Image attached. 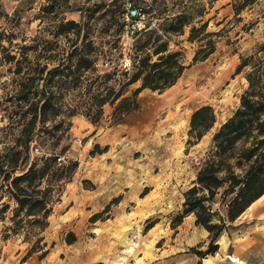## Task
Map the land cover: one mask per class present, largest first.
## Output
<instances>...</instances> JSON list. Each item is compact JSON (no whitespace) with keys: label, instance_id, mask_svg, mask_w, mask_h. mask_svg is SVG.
<instances>
[{"label":"rangeland","instance_id":"1","mask_svg":"<svg viewBox=\"0 0 264 264\" xmlns=\"http://www.w3.org/2000/svg\"><path fill=\"white\" fill-rule=\"evenodd\" d=\"M138 1L140 10L153 6L152 25L143 30L151 18L141 11L131 20L128 0H0V152L19 133V112L28 105L17 99L18 91L20 83L31 78L30 94L53 93L54 110L38 122L29 161L61 155L64 164L77 162L72 179L62 187L55 176L49 177L47 183L58 193L47 218L15 216L17 205L7 187L0 188V260L27 264L35 256L41 264L212 263L202 260L211 254L198 253L207 250L210 235H203L196 215L185 216L181 223L175 218L186 209V192L199 186L197 176L212 154L215 133L234 115L249 88L246 76L251 66L237 73L239 65L246 58L263 56L264 0L248 4L239 14L236 6L244 0ZM181 13L191 17L183 34L161 30L158 23L164 17ZM68 20L85 23L102 51L82 79H75L78 72L73 76L68 67L69 51L82 43V36L74 32L60 33ZM206 21L207 31L216 33L215 50L194 62L207 39L190 40L191 28ZM150 34L161 35L170 51L181 52L186 66L182 75L162 92L144 89L134 95L140 81L125 86L121 98L104 105L101 119L91 122L87 111L96 108L90 94L97 76L110 74L97 81H102V88H121L134 71L135 45ZM205 105L213 108L216 121L200 140L189 142L191 117ZM72 107L78 111L69 115ZM239 159L235 150L231 163L241 175L246 166H236ZM226 174L224 170L220 176ZM230 190L227 182L205 202L213 223L230 232L251 227L257 235L264 226L250 220L249 208L229 220L235 210L230 209ZM198 195L207 191L199 190ZM119 196L120 201L112 203ZM4 204L8 207L2 209ZM108 205L107 212L92 219Z\"/></svg>","mask_w":264,"mask_h":264},{"label":"trees","instance_id":"2","mask_svg":"<svg viewBox=\"0 0 264 264\" xmlns=\"http://www.w3.org/2000/svg\"><path fill=\"white\" fill-rule=\"evenodd\" d=\"M256 1L244 0L239 3L236 6V14H239L248 4H253ZM128 2H131L128 17L135 20L139 17L136 14H141V11H144L151 20L146 22L141 30L150 27L154 17L150 15L153 12V6L151 4L144 5V8L140 10L141 6H139L138 0H128ZM133 11H135V16H132ZM190 18L185 13L170 14L163 18L162 23L158 24L166 34L180 35L184 33V28L190 25ZM122 19V23L125 25L126 18ZM207 27L208 22L206 21L200 26H192L191 28L190 40L207 39L206 43L201 44L200 49L194 55V62L206 59L215 50V41L212 36L216 33L207 31ZM88 29L85 28V23H79L75 20H68L61 24L60 33L74 32L78 37L82 36V43L74 46L68 53L70 73L74 76L75 72H78L75 79L88 77L95 61L102 55V51L91 38V30L89 32ZM135 32L139 33L140 29L136 28ZM135 50L134 71L121 88L116 90L106 83L105 87L102 88V81L101 84H97V81L102 78L103 80L110 78V74L97 76L95 90L90 94L96 108L87 111L91 122L96 123L101 119L104 105L112 104L121 98L125 86L140 81V86L134 91V95H138L144 89L162 92L173 86L186 68L181 59V52L170 51L169 41L163 40L159 34L155 38L150 34L147 40H139L135 45ZM261 50L263 56L260 59L254 61L253 57L246 58L239 65L237 73L244 67L251 66L246 76L249 88L242 95L241 105L234 115L223 123L215 133L212 154L206 159L197 176L199 186H193L186 192L184 202L186 209L183 214L175 218L177 223H181L185 216L194 213L196 224L201 225L210 233L207 250L205 252L198 251L201 257L218 250L216 240L226 228L223 224L213 223V213L205 202L212 201L218 193L217 190L228 182L231 187L230 192L234 193L230 200V209H235L234 212L230 211L229 220H235L264 194V46ZM140 52L143 54L141 55ZM73 58H75L74 69L72 68L73 64H71ZM31 87V78L20 83L17 99L24 100L25 106L28 105V107L26 110L22 108L19 112V121L16 123L19 133L14 143L6 146L4 151L0 152V176L2 177L1 181H3L0 183V188L6 186L10 198L17 205L15 216L22 215L37 221L38 217H48L51 205L58 193L53 185L47 183L49 177L55 176L59 186L62 187L64 183L72 179L77 162L64 164L60 159L61 155L42 156L34 161H29L30 148L34 141L38 122L47 119L48 114L54 110L53 93L42 92L39 96V93L36 92L33 96L30 94ZM77 111V107H72L69 110V115H73ZM27 116H30L29 120H27ZM215 121L216 116L211 106L205 105L198 108L191 117L189 142L192 141V138H195L196 141L200 140L213 127ZM60 125H55L54 131L57 132ZM69 125L68 122L67 128ZM50 133L54 132L51 131ZM66 150L67 148L64 149L63 153ZM235 150H239L240 157L236 166H246L241 175L235 173L234 165L231 163V159L235 156ZM224 170L227 174L225 177H221L220 174ZM60 182L63 183L60 184ZM236 189L238 190L236 191ZM199 190L207 191V195H198ZM120 199L119 196L112 203H118ZM7 207L8 204H4L2 209ZM109 208L110 205L102 212L94 214L92 219H97L101 213L107 212ZM70 235L74 234L70 233Z\"/></svg>","mask_w":264,"mask_h":264},{"label":"crops","instance_id":"3","mask_svg":"<svg viewBox=\"0 0 264 264\" xmlns=\"http://www.w3.org/2000/svg\"><path fill=\"white\" fill-rule=\"evenodd\" d=\"M248 213L250 220L257 222L256 225L260 224V227L264 226V194L255 200L249 207ZM241 217V216H240ZM239 218V217H238ZM204 229V236L207 237L210 233ZM257 232L250 227L247 230L239 229L236 232L226 231L221 233V235L216 240L218 244V250L215 253L206 254V257L210 255V258H202L203 263L211 260L212 262H217L221 260L226 254H234L240 256L246 262V264H264V229L260 228ZM262 235V238H259ZM208 240V244H209ZM199 259V258H198ZM41 264L37 257H29L27 264ZM199 262V260H198ZM0 264H12L10 260L1 259ZM198 264H201L199 262Z\"/></svg>","mask_w":264,"mask_h":264},{"label":"built area","instance_id":"4","mask_svg":"<svg viewBox=\"0 0 264 264\" xmlns=\"http://www.w3.org/2000/svg\"><path fill=\"white\" fill-rule=\"evenodd\" d=\"M136 15L140 16V14ZM132 16H135V11H133ZM211 264H246V262L240 256H236L234 254H226L221 260L212 262Z\"/></svg>","mask_w":264,"mask_h":264},{"label":"bare ground","instance_id":"5","mask_svg":"<svg viewBox=\"0 0 264 264\" xmlns=\"http://www.w3.org/2000/svg\"><path fill=\"white\" fill-rule=\"evenodd\" d=\"M208 264H211V263H208Z\"/></svg>","mask_w":264,"mask_h":264}]
</instances>
